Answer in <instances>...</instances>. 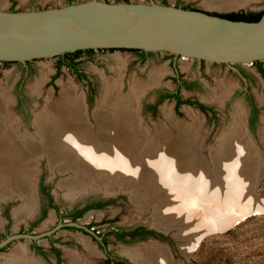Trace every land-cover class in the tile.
<instances>
[{
  "label": "bare ground",
  "instance_id": "1",
  "mask_svg": "<svg viewBox=\"0 0 264 264\" xmlns=\"http://www.w3.org/2000/svg\"><path fill=\"white\" fill-rule=\"evenodd\" d=\"M204 1L208 7L221 9L247 4V0ZM159 75L156 73L152 79L158 81ZM120 85L115 80L109 84L104 97L109 108L95 111L97 130L83 97L73 86L62 88L49 110L36 113L34 135L20 132L16 122L14 125L9 121L7 98L0 95V197H26V204L16 213L24 210L32 214L36 207L34 159L43 154L52 170L57 167L61 172H75L59 184L70 199L100 189L107 194L123 190L140 211L154 204L153 224L166 231L177 227L173 235L184 240L179 246L187 256L201 231L234 222L250 205L259 210L264 207V202L251 194L255 189L254 169L264 173V154L249 135L239 105L234 122L212 150L210 167L201 156L198 122L186 124L172 110L163 108L171 127L157 121V135L149 139L150 131L142 126L137 110L139 103H134L145 85L137 82L133 94L119 97ZM228 87L223 83V95L229 93ZM261 132L264 140V126ZM150 243L123 249L138 264H178L166 245ZM87 246L96 253L93 246ZM22 249L15 250L6 262L24 257Z\"/></svg>",
  "mask_w": 264,
  "mask_h": 264
},
{
  "label": "rangeland",
  "instance_id": "2",
  "mask_svg": "<svg viewBox=\"0 0 264 264\" xmlns=\"http://www.w3.org/2000/svg\"><path fill=\"white\" fill-rule=\"evenodd\" d=\"M77 1L82 0H73V2ZM131 1L149 2L150 0ZM155 1L173 5L180 3L182 6L191 5L219 12L239 10L250 12L264 10V0H247L246 5L222 9L208 7L204 0ZM67 2L68 0H0V8H47L64 5ZM173 57V54L169 52L155 51L150 54L146 60L140 61L138 53L134 51L125 49L110 50L107 48L104 50L97 49L92 55L84 53L81 58V67L94 84V91L92 90L93 95L90 100L87 99V96L90 94L87 82L83 79H79L71 67L63 66L61 73L55 76L54 81L52 80L53 75L57 71V55L31 59L32 70L28 74L19 62L1 64L0 95H5L7 98L9 121L14 125L16 122V126L18 125L17 127L21 128H19L20 132L34 135L36 130L33 121L36 115L46 108L49 110V106L52 104L51 102H54L60 97L61 91L64 88L73 86L77 95L83 97L89 119L91 123L94 124L96 123L94 117L95 111L99 108H109L104 102V97L107 95V88L110 83L115 80L121 84L120 92L118 93L119 97L121 95H123L121 97H125L133 94L134 92L132 90H134L135 83H143V85H145L143 88L144 91L142 90L143 92H139L135 89L136 93L139 92L141 96L137 93L139 99H135L134 103L137 105L138 103L141 104L138 106L137 110L142 121V126L148 130L147 132L150 131V134L148 133L149 139L157 135V132H155L157 121L158 124L165 123L166 126L168 125L171 127V122L167 119L164 109L167 108L170 111L172 110L171 112L174 113L175 117L186 124L198 122L199 129L197 133H202L200 134L203 147H201V156L206 158L210 167H213V161L211 160L212 150L218 146L223 132L225 133L234 122L233 114H235L237 105H239L240 109L243 111L245 123H248V113L250 109L247 99L248 92L251 93L253 99L260 106L261 117L264 115V78L259 74L257 67L252 62L232 64V66L236 67L235 69L225 63H213L183 56H178L176 59ZM172 60L175 62L176 70L172 66ZM178 72L183 74L186 79L192 81L196 80L199 83V86L193 87L192 89L181 87V97L183 99H190L193 102L202 103L212 108L214 114H212L211 110L206 112L199 108L197 104L189 103L182 105L179 110H176L175 100L173 98L165 99L160 104L159 111L155 116L150 114L144 104L154 101L157 98L158 92L161 90H176L177 83L173 80V77L176 76ZM156 73H160L158 81L152 79V76ZM21 80H23V94L27 98L25 99L24 107L20 109L17 107V85ZM223 83L228 84L230 87H228V89H230L229 93L225 95L221 93L223 91ZM198 119H200V121ZM262 121L263 125L259 120L253 132L251 131L253 135H250V133L249 135L252 137V140H254V143H256L257 149L259 148V152L264 154L263 132H261L264 126V116L262 117ZM94 128L97 130V126H94ZM34 161L36 163L35 168L37 169V173L34 181L33 193L35 199H33L36 207L32 214H28L24 210L16 213V209L21 206L24 207L26 204V197L18 195L7 197L6 199L0 197V237L8 229H10V231H16L20 227L28 226L32 219L38 217L41 206L46 202L40 193V184L42 183L51 188L54 198L62 209H67L75 204L81 205L90 199L98 197L112 196L117 200L116 205L105 207L101 210L86 212L82 219L84 221H89L91 219L100 220L105 217L111 218L117 215L115 219L124 227H132L141 224L147 227L157 228L153 224L154 204L148 207V209L140 211L135 208V203L131 199L130 194L123 190H119L117 193L107 194L105 190L100 189L89 191L78 198L70 199L65 195L66 189L59 187V184L65 178L73 176L75 172H61L57 167H54L52 170L46 154H43V156L41 155L39 158H35ZM258 171H260L258 168L254 169V177H256ZM37 177L38 181L35 188ZM252 193L255 194V197L259 198L261 202H264V176L258 182L255 190L252 188L251 194ZM260 210L259 214H253L248 217L243 215V217L237 218L234 222H228L221 228L201 231V233H203L198 236L194 250L188 256L180 250L179 244L184 243V240L174 239L176 237H174L173 234L177 232V227H172L167 231L160 228L157 229L168 233V239L162 242L170 247V252L173 255L174 261L178 264H264V207H261ZM52 211V209H49L45 220L40 223L36 229L39 230L44 225H50L49 223L54 222L55 217L52 216ZM106 227L107 224H103L99 226L98 229L103 230L106 229ZM76 241H71L70 246H73L72 250L78 249L83 253L80 245L76 243ZM28 242L29 241L19 240L14 242L7 249L1 251L0 262L3 263L4 258L5 260L9 259V255L11 256V253L13 250L15 251L17 246L28 244ZM150 242L153 243V240L138 241L128 244V246H138L141 244H149ZM121 247L122 246H118V244L111 242L112 249L123 251L124 247ZM29 255L40 261L38 259L40 256H35L33 254ZM34 263L42 264L43 262L41 260V263Z\"/></svg>",
  "mask_w": 264,
  "mask_h": 264
},
{
  "label": "water",
  "instance_id": "3",
  "mask_svg": "<svg viewBox=\"0 0 264 264\" xmlns=\"http://www.w3.org/2000/svg\"><path fill=\"white\" fill-rule=\"evenodd\" d=\"M88 48L165 51L175 59L183 56L225 63L236 69L232 64L264 60V10L259 20L248 21L155 0H82L47 8H0L1 61L27 65L34 58ZM260 121L262 124V117ZM246 125L253 135L247 122ZM263 176V172L257 173L253 187ZM260 211L258 206L250 205L243 213L248 217ZM243 213L239 216L243 217ZM40 236L8 235L0 248L14 239Z\"/></svg>",
  "mask_w": 264,
  "mask_h": 264
},
{
  "label": "flooded vegetation",
  "instance_id": "4",
  "mask_svg": "<svg viewBox=\"0 0 264 264\" xmlns=\"http://www.w3.org/2000/svg\"><path fill=\"white\" fill-rule=\"evenodd\" d=\"M177 5H182V4L179 3ZM188 7L206 10V9L191 6V5ZM12 8L15 9V7H12ZM206 11H209L211 13H225V12L210 11V10H206ZM100 50H104V48H100ZM96 51L97 49L85 50L81 52L77 57H75V61L77 62V66H76L77 72L72 68L74 73L79 79H83L87 82L88 90L90 89L89 90L90 94L89 96H87V99L89 100L93 95L94 84L89 79L85 71L82 69L81 67L82 59L81 58L84 53L88 55H92V53ZM134 52L138 53V57L140 61L146 60L148 56L153 53V51H145V50L134 51ZM61 58L62 56H58V62ZM259 61H261V63H257L255 61L252 63L255 64V66L257 67V71L264 78V64H263L264 60H259ZM58 62H57V65H58ZM19 63L25 68V71L27 74L32 70L31 60L27 62V65H25L22 62H19ZM1 64H9V63L1 62L0 65ZM64 66H67V65H64ZM172 66L176 70V65H175L174 60H172ZM67 67H71V66H67ZM62 68L63 66L60 69L62 70ZM57 72H58V66H57V71L55 74H57ZM83 73L85 74V76L82 75ZM55 74L52 77L53 81L55 80L54 79L56 76ZM173 80L177 83L176 90L174 91L161 90L158 92L157 98L154 101L146 102L144 104L146 108L148 109V111L150 112V114H152L153 116H155L156 113L159 111L160 104L167 98L169 99L173 98L175 100V109L176 110L180 109L176 107L177 99L174 97L164 98L166 94L175 93L181 87H185L186 89H192L193 87L199 86L198 81L188 80L180 72H178V74H176V76L173 77ZM22 87H23V80H21L17 85V91H18L17 107L20 109L24 107L25 99L27 98L23 94ZM247 99H248V104L250 108L249 113H248V125H249L250 130L253 132L254 128L256 127V124L260 120L261 108L257 104V102L253 99L251 93L249 92L247 93ZM184 104H188V103H184ZM209 110H211L212 114H214V110L209 107H208V110H204V111L209 112ZM94 126L95 127L97 126L96 123H94ZM40 193L44 197L46 202L41 206L38 217L32 220L30 219L31 221L29 222L28 226L20 227L16 231H10V229H8L0 237V242L3 239H5L8 235L17 234V233L42 234V236L36 239L19 238V239H14L10 241L4 247L0 248V252L7 249L10 245H12L16 241H19V240L29 241L28 244L27 243L25 245L21 244L17 246L16 248V249H19V248L24 247L23 248L24 250L22 249V251H24V257L16 258L17 260H15L13 263L6 262L4 258L3 263L0 262V264H36L34 262L41 263V260L43 262L42 264H75V263L76 264H133L132 261L134 260H132L124 251L126 247H134V246H128V244L135 243L138 241L139 242L145 241V240L151 241V239L153 238L160 240V241H166V239H168L167 232L159 230L154 227L153 228L147 227L141 224H137L132 227L121 226L118 223V221L115 219L117 215L111 218L105 217L100 220H94V219H91L89 221L82 220L85 213L88 211L101 210L105 207L116 205L117 200L114 199V197L112 196L93 198L81 205L75 204L72 207H69L67 209H62L60 204H58L56 199L54 198L53 192L51 191V188L49 186H45V184L43 183L40 184ZM49 209L53 210L52 216L55 217L54 222L49 223L50 225L48 224L44 225L39 230L36 229L37 226L45 220L46 216L48 215ZM73 223L81 224L85 226L86 228L78 227L74 225ZM103 224H107L106 229H103V230L98 229V227ZM72 240H75V241L77 240L76 243L80 245V248L82 249L83 253H81L78 249L72 250L73 246H70ZM111 242L118 244V246L124 247L123 251L112 249ZM153 242L165 245L162 242H158V241H153ZM87 244L90 245L91 247L93 246L97 254L91 253L90 247L87 246ZM167 250L171 254L170 247L168 245H167ZM29 254L40 256V258H38L40 261H38L36 258H32ZM171 256L173 258L172 254Z\"/></svg>",
  "mask_w": 264,
  "mask_h": 264
},
{
  "label": "trees",
  "instance_id": "5",
  "mask_svg": "<svg viewBox=\"0 0 264 264\" xmlns=\"http://www.w3.org/2000/svg\"><path fill=\"white\" fill-rule=\"evenodd\" d=\"M117 1H120V0H117ZM124 1H130V0H124ZM68 2H73V0H68ZM183 7L184 8H190L188 6H183ZM192 9H196V8H192ZM214 14H217V15H220V16H223V17H226V18L234 19V20L255 21V20H259L261 18L262 14H263V10L262 11H258V12L257 11L246 12L244 10H239V11H231V12H225V13H214ZM104 49H106V48H104ZM107 49H110V50L111 49L112 50L125 49V50H131V51H143L142 49H137V48H107ZM85 50H93V49L92 48L79 49V50H76V51H70V52H66L64 54H59L58 56H62V58L58 62V65H57L58 66V72H57L56 76L61 73V69L60 68L62 66H64V65L71 66V68H73L76 71L77 70V67H76L77 66V62L75 61V57H77L81 52H83ZM1 62L12 63V62H17V61H1L0 60V63ZM255 62L261 63V61H255ZM82 75L85 76L84 73ZM165 97H174V98H176L177 99L176 107L178 109L181 107L182 104L189 103V104H197L202 110H208V107L205 106L202 103L193 102V101H191L189 99H183L181 97V95H180V88L175 93L166 94L164 96V98Z\"/></svg>",
  "mask_w": 264,
  "mask_h": 264
}]
</instances>
